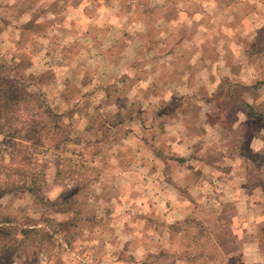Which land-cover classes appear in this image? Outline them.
<instances>
[{
    "label": "clouds",
    "instance_id": "1",
    "mask_svg": "<svg viewBox=\"0 0 264 264\" xmlns=\"http://www.w3.org/2000/svg\"><path fill=\"white\" fill-rule=\"evenodd\" d=\"M0 264H264V0H0Z\"/></svg>",
    "mask_w": 264,
    "mask_h": 264
}]
</instances>
